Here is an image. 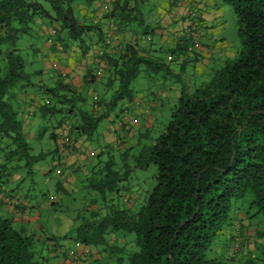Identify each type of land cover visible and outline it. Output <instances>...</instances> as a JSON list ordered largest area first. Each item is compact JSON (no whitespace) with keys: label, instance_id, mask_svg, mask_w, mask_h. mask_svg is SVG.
I'll list each match as a JSON object with an SVG mask.
<instances>
[{"label":"trees","instance_id":"16d2710c","mask_svg":"<svg viewBox=\"0 0 264 264\" xmlns=\"http://www.w3.org/2000/svg\"><path fill=\"white\" fill-rule=\"evenodd\" d=\"M95 1L0 0V47L6 48L4 52L0 49L5 62L3 75L0 70V139L9 142V154L23 159L28 170L45 154L29 155L18 114L4 99L12 85L27 78L15 42L28 33L35 17L57 23L69 40H81L94 26L79 25L72 7L76 2L90 6ZM222 2L235 16L241 50L191 95L181 93L164 130L140 148L134 167L145 169L152 164L156 175L136 213L120 210L111 202L118 195V185L128 179L130 168L123 164L116 169L112 159L96 163L84 188L98 194L104 207L90 213L92 223L69 232L74 242L88 249L82 260L92 258L90 247L100 255L91 264H101L102 254H119L122 248L109 240L127 233L133 235L136 250L127 256L126 264H238L233 259L240 252L237 249L223 260L204 255L232 222L228 216L231 200L248 193L254 213L247 219L264 216V0ZM107 16L117 27L124 26L128 18L141 23L136 0H113ZM106 62L110 73L105 86L115 84L106 104L108 112L118 102L131 99L130 84L141 68L150 73L162 69L129 47L118 57H106ZM60 88L44 92L59 104L64 87ZM47 110L54 114L55 105ZM67 112L71 113L70 108ZM75 115L74 129L83 136H90L103 118L80 110ZM234 238L227 242L236 245ZM255 238L264 239V229L255 231ZM34 242L33 235L13 230L9 221L0 218V264H45L42 257L34 259ZM257 249L264 253V244ZM244 264L254 261L249 258Z\"/></svg>","mask_w":264,"mask_h":264},{"label":"crops","instance_id":"0c3cea01","mask_svg":"<svg viewBox=\"0 0 264 264\" xmlns=\"http://www.w3.org/2000/svg\"><path fill=\"white\" fill-rule=\"evenodd\" d=\"M176 1L180 3V6L175 5ZM220 1L136 0L141 13L140 26L135 22V18H132L134 20L128 18L125 20L126 24L119 27L107 16L112 8L113 0H96L90 6L76 2L72 7L75 21L79 25L94 26V31L83 34L81 40L76 41L69 40L67 35L59 29L57 23L41 21L40 31L44 38L41 46L43 48L40 51L35 49L34 51L40 53L39 60L42 61L37 69L31 72L38 77V80L36 84L29 82L31 77L29 73H26L24 63L27 78L12 85L4 99L18 114L23 138L30 133L38 137L45 134L42 133L43 126L41 125L42 123L44 125L47 116L49 118L53 115V111L50 112L47 109L55 105L50 98V93L44 92L45 89L64 87L60 92V108H55V113L60 111L63 105L68 104L71 110L69 115L74 118L68 121H57L48 135L50 146L45 150L46 152L38 153L45 154V157L49 158L50 164L46 165L42 171L45 175V182L54 173L57 179L54 191L57 195L52 198H46V194L40 195L37 203L33 204L32 194L28 188L21 187V182L26 179L23 171L21 173L17 170L20 169L19 167L6 171L4 165H0V218L8 220L10 226L14 224L19 227L20 231L25 232L23 224L36 223L38 204L52 208L55 198L59 200L64 197L76 184H82L84 188L85 179L88 178L96 163L100 162L99 158L103 155V151L108 149L106 147H123L126 145V140H132V137H136L138 141L147 138V130L152 126V110L158 112L165 103L167 105L165 109L170 114L182 92L178 87L168 86L154 93L147 84H143L141 76L153 74L154 78H157L156 84L161 86V80L167 79L163 78V74L174 76L177 80L179 75L170 69L169 65L176 63L179 69L183 70L189 61L188 54H193L194 64L200 66L209 64L211 57H216L219 63L216 70L221 68L226 61L233 59L235 53L230 51V46L224 43V37L220 34L224 31L225 25L223 8L219 7ZM192 9L198 11L199 16L196 15L198 23H195L189 16ZM193 43L198 46L192 48ZM127 47L134 50L137 56L161 64L162 69L156 73H150L141 68L130 84L131 99L118 102L108 112L106 104L111 100L115 84L106 87L100 82L101 78L108 77L110 73L106 57H118ZM162 51L163 53L160 54ZM51 59L54 62H51ZM52 65H56L57 69H52ZM207 81L193 82L192 91L187 94L193 93L197 87ZM95 83L99 84L97 93L94 91ZM31 86L33 89H28ZM74 109L103 116L99 122L104 121L102 133H100L101 142L97 144L96 150L88 148V136H83L74 129L78 122L76 116H73ZM37 110H39V115L36 113ZM64 110L67 111V109ZM121 113L127 116L125 122H119ZM62 124L68 126V134L64 138L70 139L72 146L61 142L60 127ZM141 128L144 129L143 133L139 132ZM0 148L9 149L6 156H12L9 154L12 147L7 140L0 139ZM60 148H62L61 152ZM7 215L12 217L11 220ZM249 225L247 217L236 219L234 224L231 222L230 226L225 229L226 232L228 231L227 241L231 235L243 234ZM38 227L41 229L42 226ZM254 239L256 241L254 248L252 250L246 248L245 251L241 250L236 253L233 258L234 263L244 264L249 258L253 261L260 259L256 249L262 243V239ZM45 240V242L52 243V238ZM227 243L229 251L227 257H230L232 253L229 249V242ZM89 251L92 253L94 249L90 247ZM81 252V247L77 248L73 245L65 263L80 264ZM56 256L58 254L53 253L51 249L49 257L55 258ZM261 263L264 264L262 261Z\"/></svg>","mask_w":264,"mask_h":264},{"label":"rangeland","instance_id":"374dc122","mask_svg":"<svg viewBox=\"0 0 264 264\" xmlns=\"http://www.w3.org/2000/svg\"><path fill=\"white\" fill-rule=\"evenodd\" d=\"M220 1V0H219ZM44 7L47 5L44 4ZM219 7L223 8V18H224V31L220 33L224 37V43L230 46V51L235 53L234 57L241 50V42L240 37L237 33V25L235 16L231 10V8L223 2H219ZM193 13L198 15V11L191 10ZM199 16V15H198ZM193 20V19H192ZM196 22L197 20L196 16ZM42 19L35 17L33 21L29 24V31L25 35H21L17 38L15 42V49L17 53L21 56L22 60L25 63V71L29 73L30 77L29 82L32 84H36L38 77L31 72L36 70L38 65L42 60L40 59V53L35 52V50H42V43L44 42L43 34L40 31V24ZM44 22V21H43ZM42 22V23H43ZM44 24V23H43ZM198 25V24H197ZM0 49L2 52L6 51L5 46H1ZM163 51L160 53L162 54ZM233 57V58H234ZM189 61L186 63L183 70H180L178 64L171 63L169 65L170 69L178 74L177 80L174 76H167L163 74V78L167 79L161 80V86L156 84V79L153 74H145L143 77V84H147L149 88L156 93L160 88L165 89L168 86L178 87L182 93L187 94V92H191L193 88V82L198 81H207L212 72L216 70L219 66L218 59L216 57H211L212 59L209 61V64L200 66L199 64H194L193 54H188ZM51 62H54L51 59ZM55 60V59H54ZM56 61V60H55ZM0 70L1 74H4L5 71V62L2 57H0ZM148 76V77H147ZM107 76L100 79L101 83L106 82ZM189 84V85H188ZM99 84H94V91L97 93V86ZM33 86L28 89H33ZM190 89V90H188ZM187 94V95H191ZM51 98V97H50ZM173 100V98H171ZM54 101V99H52ZM55 108H60V105L54 102ZM53 104V105H54ZM75 104V102H74ZM176 104V103H175ZM167 105L165 103L162 104L161 109L158 112L152 110V126L147 130V138L144 140L138 141L136 137H132V140L127 139L125 146L113 147L109 146L107 150L103 151V155L99 158V161L104 163L107 159H112L115 163V168L121 167V165H127L130 168L129 177L126 181L121 182L118 185V195L114 196L111 202L120 210L129 211L130 213H136L137 210L144 204V201L147 197V193L154 186L155 180L154 177L156 175V168L154 165L150 164L145 169L135 168V158L138 155V152L142 146L149 144V140L157 137L165 128L168 120H169V112L165 109ZM69 105L65 104L61 108L60 111H57L55 114L51 115L49 118L46 117L44 121V125L42 123V133L40 137L36 136L34 133H30V135L24 138V141L29 145V155L35 156L39 152H46L45 150L50 146L49 143V133L52 127L55 126L56 122L59 120H73L74 117L70 116L69 113L64 109H69ZM66 111V112H65ZM75 113L77 112L74 109ZM37 115H39V110L36 111ZM73 116H76L73 114ZM77 117V116H76ZM75 117V118H76ZM102 123L98 124L97 129L93 133L92 136L87 137L88 148L92 150H96L97 144L101 142L100 133H102ZM143 128V127H142ZM139 129V132H144V129ZM60 136L61 142H63V138L68 134V126L62 124L60 127ZM69 142L70 139H69ZM49 143V145H48ZM72 146V142L69 144ZM9 149L4 150L0 148V165L5 167L6 171L17 169L19 167L21 173L23 171L24 179L21 182L22 188H28L31 195V201L33 204L37 203V199L40 198V195L46 194V198H52V196H56V192L54 191V185L57 179L55 178L54 173H52L48 178L47 182L44 180L43 168L50 164L48 156L44 159L34 163L30 170L23 167L25 161L22 159L17 161L16 156H6V153ZM12 150V149H11ZM60 152L62 148L59 149ZM48 158V159H47ZM47 159V160H45ZM122 171V170H121ZM120 171V172H121ZM84 185V184H83ZM86 185V184H85ZM110 198V197H109ZM92 200H94L92 202ZM251 201V197L248 193H246L242 199L231 200L229 206L228 216L234 224L235 220L243 219L247 215H251L254 213V208L249 206ZM55 203L53 207L50 206H40L37 205V219L36 223H28L23 224L24 233L31 234L35 236V242L33 244L32 253L35 260L40 259L41 257L44 259L45 264H66L65 259L68 252L73 249L74 245V235H71L70 230L75 227L83 224V223H92V218L89 217L91 212L100 210L104 207V204L101 201V198L98 194L83 188L82 184H76L71 190L65 194L64 197H61L59 200L55 198L53 201ZM10 204H12L10 202ZM110 203H106L105 205H109ZM11 220V216L7 215ZM6 220V219H5ZM250 225L246 228L245 232L240 235H231L230 238L235 239V243H229L230 251H245L246 248L253 249L256 243L255 241V231H263L264 229V216L258 214L248 219ZM8 221V220H7ZM98 222V217L95 219ZM94 222V223H96ZM39 225H41V229H38ZM11 228L13 230H19V227L11 224ZM245 234V235H244ZM66 236V239L62 237ZM228 231L224 229L223 232L218 235L214 242L211 244L210 248L205 252V258H217V259H225L227 257L228 251V243H227ZM47 238H52V243L45 242ZM228 238V239H230ZM111 244L118 245L122 248L119 254H115L114 256L109 255L100 260L101 264H126L127 256L136 250L133 243V235L119 233V235H114L110 238ZM52 244V245H50ZM264 244V239H262V243ZM49 246V247H48ZM53 246L52 252L58 254L55 258H50V250ZM243 247V248H242ZM69 248V249H68ZM250 250V251H251ZM256 249L257 255L260 257L258 261H254V264H262L261 261L264 262L263 257L264 253ZM92 255V256H91ZM90 256L92 258L79 260L80 264H91L93 260L100 259V255L93 251ZM90 259V260H89Z\"/></svg>","mask_w":264,"mask_h":264},{"label":"built area","instance_id":"2783aa9c","mask_svg":"<svg viewBox=\"0 0 264 264\" xmlns=\"http://www.w3.org/2000/svg\"><path fill=\"white\" fill-rule=\"evenodd\" d=\"M175 5L176 6H180V3L178 2V1H176V3H175ZM189 16L193 19V21L196 23V14L195 13H193L192 11L189 13ZM95 22L93 21V24H94ZM140 39H144V37H140ZM106 44H108V41H106ZM198 45L196 44V43H193L192 44V48H195V47H197ZM52 69H54V70H56L57 69V67H56V65H52ZM126 118H127V116L125 115V113H121L120 114V116H119V122H125L126 121ZM63 142H64V144L65 145H67L68 143L70 144V142H69V140L67 139V138H64L63 139ZM15 203L17 204V202L15 201ZM74 247H81L82 248V252H81V255H83V256H85V255H87L88 254V249L87 248H85V247H82L79 243H77V242H75L74 243Z\"/></svg>","mask_w":264,"mask_h":264}]
</instances>
